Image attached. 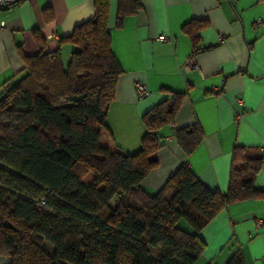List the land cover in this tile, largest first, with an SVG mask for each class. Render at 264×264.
Wrapping results in <instances>:
<instances>
[{
	"label": "trees",
	"instance_id": "trees-1",
	"mask_svg": "<svg viewBox=\"0 0 264 264\" xmlns=\"http://www.w3.org/2000/svg\"><path fill=\"white\" fill-rule=\"evenodd\" d=\"M94 8L54 51L35 30L37 54L22 55L21 74L0 86V255L9 264H194L206 248L205 226L230 204L264 197L254 184L264 155L236 146L226 192L210 189L187 163L147 192L142 182L163 146L159 130L174 123L184 94L171 91L144 114L137 152L102 145L123 70L112 49L111 0H94ZM141 8V0H117L114 26ZM205 24L182 27L193 55ZM174 138L190 156L203 133L185 127ZM227 264H244L242 255Z\"/></svg>",
	"mask_w": 264,
	"mask_h": 264
},
{
	"label": "crops",
	"instance_id": "crops-1",
	"mask_svg": "<svg viewBox=\"0 0 264 264\" xmlns=\"http://www.w3.org/2000/svg\"><path fill=\"white\" fill-rule=\"evenodd\" d=\"M141 10L115 27L117 0H111L112 49L123 70L109 107L101 144L124 153L142 147L143 116L156 104L184 94L174 123L163 126L159 164L142 182L159 190L183 163L210 189L226 192L236 146L264 155V0H141ZM45 10L51 19L45 18ZM94 0H24L0 8V86L21 74L22 55L37 54V30L48 51L74 27L94 16ZM205 20L200 52L193 55L184 24ZM71 47L63 46L68 60ZM189 58L198 68L187 69ZM150 94L139 99L136 83ZM242 98L243 103L237 101ZM238 113L243 118L237 121ZM197 126L203 138L187 156L174 130ZM93 175L90 174V178ZM264 189V160L254 177ZM206 243L194 264H227L236 254L244 264H264V197L224 208L200 232ZM10 259L0 255V264Z\"/></svg>",
	"mask_w": 264,
	"mask_h": 264
},
{
	"label": "built area",
	"instance_id": "built-area-1",
	"mask_svg": "<svg viewBox=\"0 0 264 264\" xmlns=\"http://www.w3.org/2000/svg\"><path fill=\"white\" fill-rule=\"evenodd\" d=\"M22 1H24V0H0V8H5V7L12 6V5H16ZM186 68L187 69H195V68H198V65L194 61L193 58H189V60L187 61V64H186ZM135 89H136L137 96L139 99H144L150 94L147 86L144 83H140V82L136 83ZM237 101L240 103H243L242 98L237 99ZM242 118H243V113H238L237 121L241 120ZM44 204H45V199L43 197V198H41V201L39 202V208H42L44 206Z\"/></svg>",
	"mask_w": 264,
	"mask_h": 264
},
{
	"label": "rangeland",
	"instance_id": "rangeland-1",
	"mask_svg": "<svg viewBox=\"0 0 264 264\" xmlns=\"http://www.w3.org/2000/svg\"><path fill=\"white\" fill-rule=\"evenodd\" d=\"M114 150V149H113ZM90 179V175H88L87 177H86V180H89ZM112 205L113 206H115L116 205V202H112Z\"/></svg>",
	"mask_w": 264,
	"mask_h": 264
}]
</instances>
